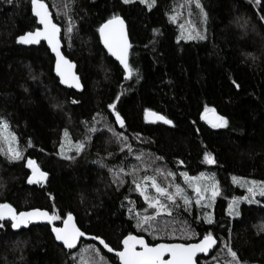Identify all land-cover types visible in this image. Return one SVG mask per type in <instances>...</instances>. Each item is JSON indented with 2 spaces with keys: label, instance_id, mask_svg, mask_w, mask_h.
<instances>
[{
  "label": "trees",
  "instance_id": "16d2710c",
  "mask_svg": "<svg viewBox=\"0 0 264 264\" xmlns=\"http://www.w3.org/2000/svg\"><path fill=\"white\" fill-rule=\"evenodd\" d=\"M45 3L61 28L62 52L75 64L83 90L60 84L44 42L29 47L16 42L18 35L39 27L31 0H0V116L8 121L24 153L11 163L0 155V183L4 184L0 202L11 203L17 211L41 208L51 213L55 207L60 216L71 212L81 230L100 236L114 250L121 248L123 236L129 233L155 243L196 241L211 231L217 245L207 257L198 258L199 264H225L230 259L222 240H230L241 261L264 264V233L257 234L253 227L264 221V197L257 196L259 204L240 201L242 217L228 214L233 197L249 195L232 177L264 181V0H200L206 21H201L191 0H155L152 8L139 0L127 4L123 0H74L68 15L63 10L66 0ZM114 13L125 20L130 40L128 59L133 73L128 79L96 31ZM69 16L75 23L66 34ZM245 20L246 27H241ZM197 31L206 38H183L182 33L195 35ZM249 52L255 61L245 55ZM113 100L125 121L123 128L107 107ZM205 105L228 118L229 126L212 128L202 120ZM145 108L165 115L173 125L145 121ZM94 118L98 131L89 133ZM104 124L123 133L130 148ZM65 129V154L75 157L71 161L58 154ZM85 134L93 138L77 155L72 144ZM0 147L6 153L8 145L0 141ZM205 152L212 154L215 164L206 163ZM102 157L108 166L125 168L120 174L124 183L111 182L107 167L97 163ZM29 158L48 173L40 183L27 182ZM142 162L147 167H139ZM129 166L139 168L138 176L157 175L170 191L175 184L185 186L182 172L189 178L208 173L221 191L210 207L197 205L192 189L185 194L187 205L181 197L175 202L165 200L172 205L171 214L159 215L153 229L164 234L153 235L136 227V217L151 215L154 209L135 190L134 177L127 174ZM156 167L174 175L156 174ZM146 194L156 195L151 187ZM206 212L211 213V223L205 222ZM62 221L53 223L61 225ZM0 224H5L0 228V264H73L72 251L55 242L48 224L18 231L11 229L10 221ZM184 228L195 235H184ZM17 242H24L22 251ZM86 245H95L110 264H119L91 240H81L73 250L77 259L80 247ZM89 253L93 254L86 252V256ZM21 256L23 260L18 259Z\"/></svg>",
  "mask_w": 264,
  "mask_h": 264
},
{
  "label": "snow or ice",
  "instance_id": "6c2138e0",
  "mask_svg": "<svg viewBox=\"0 0 264 264\" xmlns=\"http://www.w3.org/2000/svg\"><path fill=\"white\" fill-rule=\"evenodd\" d=\"M11 3V0H8ZM131 0H123V3H130ZM141 4H146L148 8H152L155 0H139ZM191 3L195 5V8L199 10L201 21H206L207 16L204 12L200 0H191ZM74 4V0H66V3L63 5V10L65 15H68L69 8ZM31 8L34 16L38 18L39 25L43 27H37L35 31H27L16 37V42L19 44L30 45L38 44L43 38L47 41L48 46L51 48L52 52L55 53V70L57 75L60 78L61 84H68L77 89L82 87L81 78L72 71L73 63L65 55L62 54L60 50V41L57 38V34L60 31V28L57 24L53 23L52 18L49 15L48 7L45 4V0H31ZM238 20L240 18H237ZM261 22H264V16L261 17ZM75 21L69 16L68 18V27L65 30L66 34L73 31V24ZM124 20L117 13L112 14L109 18L105 19L100 23L96 29L99 33L100 42L104 45L107 51L114 56L119 63L123 66V72L125 79H128L132 76L133 69L130 66L128 59V49L130 44L128 42L127 35L124 29ZM247 20L241 25V27H246ZM191 27V25L189 26ZM183 28V26H182ZM155 31V30H154ZM183 34V38L186 40L199 39L204 40L206 37L201 32L197 31L195 35L188 32ZM177 39H180L178 36ZM246 56L252 57L253 61L256 60V57L252 53H245ZM232 83L239 88L240 85L236 83L235 80ZM72 103H78L76 100H72ZM116 101L113 100L112 103L108 104V109L112 110V114L115 116V123L119 124L122 128L125 126V121L122 118L121 114L116 111L115 108ZM54 108L60 107L59 104H54ZM209 113L212 114L209 118ZM202 120H206L212 128H227L229 126V119L223 115L216 113L215 109L205 105L204 110L200 113ZM144 118L145 120H151L152 122L162 121L166 125H173V121L167 118L165 115L160 114L159 112L152 111L151 109H144ZM106 127L107 130L113 133L114 137L123 144L125 148H130L127 143V137L123 133H116L115 130L109 125H102ZM10 126L5 117L0 116V141L6 142L8 147L5 153L3 147H0V155H6V158L9 163L14 161H19L23 156V151H21L17 145V138L14 133L10 132ZM98 129L95 127V118L93 121V126L88 129V132H96ZM139 134H137L138 136ZM68 136L67 129L64 130V133L61 137L60 152L58 153L61 156H64L65 159L71 161L75 157L66 155V149L64 144V138ZM93 137L89 134H85L82 140H76L72 147L75 149V153L80 155L82 150L86 147V141L91 140ZM30 143V141H29ZM71 143V141H69ZM112 153H106V156H112ZM141 155H137L136 159L141 160ZM163 157H154V160H163ZM204 160L208 164H215L216 161L213 158L211 153H204ZM100 167H107L109 175L112 177L113 184H122L124 183L121 173L125 172V168L120 165L108 166L102 157L99 161ZM123 164V161H122ZM26 167L31 169V174L27 176V182L40 183L47 176L48 173L42 171L36 164V162L29 158L26 161ZM139 167H147L143 162ZM139 168L136 166H129L128 175L134 177L133 184L135 185V190L140 193L141 196L148 203L149 207L154 209L151 215H138L136 217L137 224L136 227L143 228L145 231H151L153 235H163L164 232L161 229H153V224L157 221L160 214L168 213L171 214L172 205L168 202H175L177 197H181L184 200L185 205L189 203L188 197L184 194V190L178 185H173L174 191H170L169 188L162 186V183L158 181L157 175H143L138 176L137 173ZM156 174H162L166 176H173L174 173L171 171L163 172L160 167L155 168ZM186 180H188V186L193 188L196 193L197 199L196 204L200 205L201 202H204L206 206H209L207 202L209 200H214L218 194H220V187L215 181L214 176H209L205 173H200L199 177H188L187 173H181ZM234 182L240 181L241 187H246L247 196L233 197L229 202L228 209L229 215L233 217H242V211L240 209V201L247 200L249 204H259L261 201L256 200L257 195L264 197V181L257 180H248L246 178H237L232 177ZM207 181V183H198L197 181ZM4 184L0 183V189H3ZM151 187L155 190V196H149L146 194V191ZM203 189V191H202ZM210 192V195H204L203 193ZM161 198H165L162 200ZM10 218L11 229L19 230L22 227L27 228L31 223L38 221H46L51 225V234L54 236L55 241L60 242L64 249L73 250L78 243L80 237H84L85 233L81 231L76 224L73 222V215L71 212H68L64 216L57 215L55 207L52 212L41 208H31L27 211H17L11 203L4 201L0 202V220L4 218ZM205 222L211 223V213H205ZM63 220V226H56L55 221ZM199 219V216H197ZM5 227V224H0V228ZM257 230V234L264 233V221H261L258 225H253ZM183 234L186 236H194L190 228L182 229ZM174 233H169L172 235ZM93 239L99 241L101 245L109 252H112L113 249L105 243L104 239L100 236H94ZM24 242H17L16 246L23 250ZM217 243V239L214 237L213 233L207 232L197 243H146L142 235H133L129 233L124 235L121 244L122 248L116 251L115 255L118 257L120 264H195L194 257L197 253H207L209 249L213 248V245ZM222 246L227 250V259L225 264H248L247 261H241L238 258L237 251L233 250L230 246V240H222ZM91 250L94 253V259L92 261H86L84 254L86 251ZM167 254V258H165ZM77 252L72 251L71 258L73 264H107V260L104 256L101 255V252L95 245H86L81 246L79 249L80 260L77 261L75 257ZM18 259L23 260V256ZM215 260V257H212Z\"/></svg>",
  "mask_w": 264,
  "mask_h": 264
},
{
  "label": "water",
  "instance_id": "95a60500",
  "mask_svg": "<svg viewBox=\"0 0 264 264\" xmlns=\"http://www.w3.org/2000/svg\"><path fill=\"white\" fill-rule=\"evenodd\" d=\"M46 4V3H45ZM47 6V5H46ZM48 7V6H47ZM49 10V9H48ZM31 12H32V8H31ZM32 15L34 16V13L32 12ZM49 15H50V17L52 18V20H53V23H55V24H57L55 21H54V19H53V17H52V14H51V12L49 11ZM35 17V16H34ZM122 19H123V17H121ZM35 19H36V21H37V23H38V25H39V22H38V18H36L35 17ZM124 20V19H123ZM124 22H125V20H124ZM58 25V24H57ZM39 27H43L42 25H39ZM58 27H59V25H58ZM60 28V27H59ZM124 29H125V33H126V35H127V38H128V42H129V44H130V40H129V36H128V32H127V27H126V22L124 23ZM33 31H35V29L33 30ZM57 38H58V40L60 41V50H61V52H62V41H61V28H60V31L58 32V34H57ZM40 42H44L45 43V45H46V47L48 48V50H49V52H50V54L53 56V70H54V74H55V76L58 78V80H59V82H60V78H59V76L57 75V73H56V70H55V61H56V57H55V53H53L52 52V50H51V48L48 46V43H47V41L46 40H44L43 38H41V40H40ZM19 44V43H18ZM21 46H25V47H29V46H34V45H36V44H30V45H24V44H20ZM103 45V44H102ZM103 47H104V45H103ZM105 48V47H104ZM105 50L107 51V49L105 48ZM108 52V51H107ZM109 53V52H108ZM62 54L64 55V53L62 52ZM128 54H129V49H128ZM109 55L113 58V60L114 61H116L121 67H122V69H123V66L119 63V61L114 57V56H112L110 53H109ZM73 63V62H72ZM73 69H72V71L73 72H75L76 73V75L78 76V77H80L79 76V74L77 73V71H76V66H75V64L73 63ZM61 84V83H60ZM81 84H82V81H81ZM64 87H66V88H71V89H73V90H75V91H77V92H81L82 90H83V84H82V87L80 88V89H77V88H75V87H73V86H71V85H68V84H62ZM156 112V111H155ZM211 116H212V114L211 113H209V118H211ZM145 119V118H144ZM145 121H147V122H152L151 120H145ZM204 121H206V120H204ZM207 122V121H206ZM152 123H163L162 121H157V122H152ZM208 123V122H207ZM27 210H29V209H27ZM27 210H22V211H27ZM46 210V209H45ZM48 211V210H47ZM73 215V214H72ZM1 222H3V221H10V218H7V217H5L4 218V220H0ZM73 222L76 224V226L79 228V226L77 225V223H76V220H75V217H74V215H73ZM36 224H48L46 221H38V222H33V223H31L30 225H36ZM49 225V224H48ZM50 226V232H51V225H49ZM56 226H58V227H61V226H63V221H62V223H61V225H56ZM24 227H22L21 229H23ZM21 229H19V230H21ZM80 229V228H79ZM81 230V229H80ZM16 231H18V230H16ZM81 231H83V230H81ZM84 232V231H83ZM85 233V232H84ZM133 235H137V234H135V233H132ZM53 236V235H52ZM93 237H94V235H90V234H87V233H85V236L84 237H80L79 239H78V243H77V246L73 249V250H75L77 247H78V245L80 244V242H81V240H91V241H94V242H96L97 244H99L101 247H102V249L105 251V252H107V253H109V254H112V255H114L116 258H117V260H118V262H119V259H118V257L115 255V253H116V251H118V250H114L113 249V251L112 252H109L107 249H105L104 247H103V245H101L100 243H99V241H97V240H95V239H93ZM53 238H54V236H53ZM144 239H145V237H144ZM201 239V238H200ZM199 239V240H200ZM55 240V239H54ZM199 240H196V241H191V242H182V241H157V242H155V243H197ZM57 244H59V245H61L62 246V244L60 243V242H57V241H55ZM145 242L146 243H148L147 242V240L145 239ZM151 244V243H150ZM217 245V243L215 244V245H213V248L215 247ZM63 247V246H62ZM110 247V246H109ZM111 248V247H110ZM121 248H122V244H121ZM120 248V249H121ZM212 248V249H213ZM119 249V250H120ZM212 249H209V251L207 252V253H197V255L193 258L194 259V261H195V264H199L198 263V258L199 257H207L209 254H210V251L212 250ZM65 250H67V249H65ZM73 250H68V251H73ZM165 258H167V254H165ZM119 264H120V262H119ZM210 264H221V263H219V262H212V263H210Z\"/></svg>",
  "mask_w": 264,
  "mask_h": 264
},
{
  "label": "rangeland",
  "instance_id": "374dc122",
  "mask_svg": "<svg viewBox=\"0 0 264 264\" xmlns=\"http://www.w3.org/2000/svg\"><path fill=\"white\" fill-rule=\"evenodd\" d=\"M132 1V0H131ZM186 1V0H185ZM190 25H192V23L190 22ZM189 28H191L193 31H194V29L192 28V27H189ZM109 133H111V132H109ZM6 143V142H5ZM7 144V143H6ZM65 149H66V152L68 151V147L65 145ZM205 174H207V175H209L208 173H205ZM209 176H212L211 174L209 175ZM198 183H207V181H200V180H198L197 181ZM183 183H184V185L185 186H182L181 184L179 185L183 190H184V194H186V195H188L189 193H188V191H190V189H192L193 190V188H191V187H189L188 186V180H185V181H183ZM202 191H203V189H202ZM204 195H210V192H205V193H203ZM192 195H193V198H194V200L196 201V199H197V196H196V193L194 192V190H193V193H192ZM257 196H259V195H257ZM256 200H258V198L256 197ZM213 202V200H209L208 202H207V204H211ZM201 204L204 206H206V204L204 203V202H201ZM207 207V206H206ZM209 207V206H208ZM86 252H92L91 250H88V251H86ZM85 252V253H86ZM84 257H85V260H87V261H90V260H93L94 259V253L92 254V253H89V254H87V256H86V254H84ZM77 258H79L78 257V254H77V256H76V259ZM93 258V259H92ZM90 259V260H89ZM106 259V258H105ZM78 261H79V259H77ZM107 260V264H110V262H109V260L108 259H106Z\"/></svg>",
  "mask_w": 264,
  "mask_h": 264
}]
</instances>
